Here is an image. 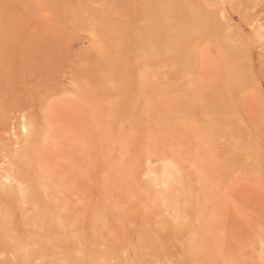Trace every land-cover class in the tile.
<instances>
[{"label": "bare ground", "instance_id": "1", "mask_svg": "<svg viewBox=\"0 0 264 264\" xmlns=\"http://www.w3.org/2000/svg\"><path fill=\"white\" fill-rule=\"evenodd\" d=\"M127 2L65 3L86 38L78 71L0 132V264H264L263 218L242 230L233 209L244 176H263L264 150L247 118L223 115V98L203 102L201 85L222 74L248 86L243 30L223 8L137 0L131 65L119 47ZM259 4L232 0L264 69Z\"/></svg>", "mask_w": 264, "mask_h": 264}, {"label": "rangeland", "instance_id": "2", "mask_svg": "<svg viewBox=\"0 0 264 264\" xmlns=\"http://www.w3.org/2000/svg\"><path fill=\"white\" fill-rule=\"evenodd\" d=\"M46 1L50 2L48 3L49 5L46 2L42 8H34L33 6L35 3L33 0H0V17H2L0 18V132L3 134L6 133V131L14 129L13 125L16 126L19 124V121H22L23 118L18 115L35 112L40 93L49 91L56 86H68L71 73L78 71L79 68V61L82 58V51L85 47L86 38L75 28L74 22L68 18V14L65 10V3L70 4L72 0ZM187 1L199 2L203 7L208 8H223L232 21L243 30L242 35H244L243 37H246L245 39L248 41H245V43L243 42L242 45L247 47L252 57L249 71L250 77L248 76L249 87H238L236 89L232 86V82L226 80L222 74L220 77L222 76L224 80H219L220 82H217L218 75L212 78L207 76L209 79L207 78L208 80L205 79L201 83L207 81L211 83L209 82L208 84L207 82L208 85L206 88H204L205 83H200L203 85V102L208 103L209 99L210 101H215L220 98L218 100L219 103L223 98L222 101H225V104L221 102L225 105L223 109L227 107L226 110L228 111L223 112V115H227L230 119L233 118V121H237L238 117H240L238 115L241 114V117L247 118L246 124H251L250 126L253 127L254 131H257L255 132L257 135H254L258 137V140L256 139L257 142H259L258 146L260 150H264V69L258 63V48L247 28L246 17H244L242 13L238 14V11L233 8L232 0ZM83 2L87 6L89 0H83ZM127 3L129 9H127L128 15H125L126 17L121 16L120 24H118L119 29L121 27L122 30H120L119 35L122 45H119V47L121 52H124V57H127L126 59H128V62H131L130 64L132 65L134 61L133 49L136 42L135 29L137 24L141 21L142 17L140 14L142 8L137 7V0H128ZM30 4L31 7H28ZM58 4H61L60 6L62 9L59 8L60 6ZM91 6L98 14H104L110 10L105 4L102 5L97 2H91ZM263 7V4H259L256 10L262 11ZM27 9H29L30 12ZM35 9H37L36 12L34 11ZM42 9H47L49 12H43ZM32 10L34 13L31 12ZM62 13L68 20L70 19V23L65 22ZM31 18L35 20L34 22H37H30ZM40 23L41 26L39 25ZM71 23H73V25ZM24 24L26 26H24ZM35 24H38L39 29ZM34 25L35 29H33ZM34 31L36 33H34ZM230 31L229 33L234 35V30L231 29ZM72 34L78 37L76 36L77 38H74ZM216 91L219 92L217 93ZM5 110L6 114L4 113ZM262 173L263 176H257L260 180L255 179L256 176L254 177V175H251V180H248V182L251 181L249 182L251 186L247 182V176H244L241 184L242 188L240 189V195H242L244 200L243 202L238 201L233 207V209L236 207L235 209L238 211H235V214L239 213L238 215L236 214L238 220H241L242 223L247 222L246 220L249 221L247 222V228L251 224L252 227H257L262 218L264 222V171ZM249 178L250 176L248 179ZM243 187H246V191L242 190ZM240 215H243L244 218L240 219ZM245 218L247 219L245 220ZM234 219L237 218L232 217L230 221ZM245 225L244 223L243 225L241 224L240 228L244 230Z\"/></svg>", "mask_w": 264, "mask_h": 264}]
</instances>
